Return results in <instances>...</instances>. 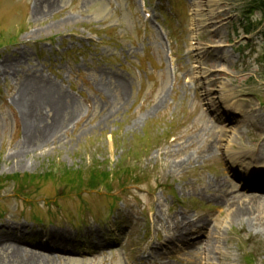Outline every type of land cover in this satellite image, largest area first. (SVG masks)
Here are the masks:
<instances>
[{
    "label": "rangeland",
    "instance_id": "1",
    "mask_svg": "<svg viewBox=\"0 0 264 264\" xmlns=\"http://www.w3.org/2000/svg\"><path fill=\"white\" fill-rule=\"evenodd\" d=\"M246 2L149 0L152 18L145 20L136 0H0V33L7 40L24 29L15 45L0 49V176L39 173L53 164L79 168L95 155L111 170L128 147L143 153L147 145L139 162L145 182L111 195L103 189L68 193L55 181L30 189L26 201L6 187L0 233L11 228L24 244L17 255L0 245V264L31 258L34 264H207L202 237L185 245L174 239L187 225L200 226L199 218L219 230V259L214 254L212 264H244L248 253L254 264H264V229L226 219L235 192L264 196L260 188L242 189L247 182L232 170L237 159L231 153L239 150H223L224 131L238 129L241 145L264 155V23L246 40L241 35L228 44L234 23L241 32ZM191 41L200 43L196 62L188 55ZM239 43L243 54L235 49ZM33 75L68 97L65 113L74 122L47 148L18 158L24 124L33 122L22 113ZM50 104L42 117L52 124L56 103ZM114 138L123 143L115 146ZM15 160L23 165L13 167ZM32 208L43 223L21 219ZM51 233L63 236L69 255L27 253Z\"/></svg>",
    "mask_w": 264,
    "mask_h": 264
},
{
    "label": "bare ground",
    "instance_id": "2",
    "mask_svg": "<svg viewBox=\"0 0 264 264\" xmlns=\"http://www.w3.org/2000/svg\"><path fill=\"white\" fill-rule=\"evenodd\" d=\"M52 5V2H49ZM52 7V6H51ZM27 84L29 86V93L26 94V99L28 103L22 106V113L26 117H31L33 122L24 124V137L20 150L16 151L15 157L20 158L25 157L27 154H35L37 151H41L44 148L49 146L50 142L55 141V138L66 129V124L74 122L73 114L66 115L65 111H68L70 107V102L68 97L57 90L55 85L49 80H45L41 77L33 75L28 78ZM23 96H25L23 94ZM33 97H37L38 100H32ZM222 101L228 103L227 99L222 97ZM56 103L52 105L53 109L51 111L55 113V116L52 119H56L52 124L44 123L42 113L46 107L50 106V103ZM215 105V103H213ZM234 109L236 106H232ZM232 107L228 110L232 112ZM242 109L238 108L236 112H241ZM222 116V114H221ZM47 118H51L50 115H46ZM61 117V118H60ZM59 119L62 121L59 122ZM235 117H233V120ZM243 126H246L242 122ZM224 134H229V141H227V147L223 150L229 151L231 149L239 150L235 155L237 159V166L240 167V174L242 176V181L244 183L241 187L242 189H248L249 187H254L255 189L264 190V175L257 173L258 171L254 168H251V163L255 164V167H260L264 174V155H258L257 159L253 158V155L250 151L246 150L241 145V132L238 129H232L230 132L227 130L224 131ZM217 149H222V146L219 145ZM17 159V158H16ZM249 159L250 163L245 164L244 160ZM252 164V165H253ZM22 164L21 160H15L13 167H19ZM250 168V169H249ZM249 182V183H248ZM258 186V187H256ZM236 199L233 205H228V215L227 220H230L231 223L237 222L239 226L248 225L252 229L262 228L264 229V196L256 195L252 192H235ZM200 226L196 224L187 225L183 232L175 240L181 242L185 245L186 239L193 236L196 239L202 237V245L205 248V251L208 254L209 260L213 259L215 254L219 259L218 253V240H219V230L216 229V226H210L204 219H198ZM4 231L0 233V245L13 246L15 249L13 253L18 254V244L21 242V235H16L15 231L11 228L5 227ZM64 238L59 234L51 233L48 240H45L44 243H39L29 247L27 253L30 254L33 258L41 256L44 253L53 251V252H65L66 243L63 240ZM212 257V258H211ZM34 259H26L24 264H34L32 262ZM208 264H210L208 262Z\"/></svg>",
    "mask_w": 264,
    "mask_h": 264
},
{
    "label": "trees",
    "instance_id": "3",
    "mask_svg": "<svg viewBox=\"0 0 264 264\" xmlns=\"http://www.w3.org/2000/svg\"><path fill=\"white\" fill-rule=\"evenodd\" d=\"M247 13L252 14L253 12H260L263 14L264 17V0H250L247 4ZM252 30L246 28L245 32L249 33ZM131 153V152H130ZM134 157H138V153L136 152ZM137 160V159H136ZM93 164L96 165V163L93 161ZM122 163L118 164L116 166V171L113 173H109L106 171V167L102 165H96L89 168H86L85 170L80 168L79 170L74 169H65L64 167L62 169H59L60 171V178L61 180L66 181L69 185H74L76 183H82L88 190H96L101 186L109 187V184L111 185L112 181H110V176L115 179L119 174V177L122 178V186H125L126 183L129 181H133L135 183H138V177L136 174L130 170V168H122ZM101 167L103 169H101ZM127 167V166H126ZM48 178H53L51 175H45L43 178L44 181H47ZM12 181L15 186H19L20 184H32L34 182V178L31 177H23L19 178L18 176H14L11 179H2L0 180V185L4 182Z\"/></svg>",
    "mask_w": 264,
    "mask_h": 264
}]
</instances>
